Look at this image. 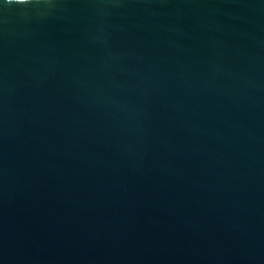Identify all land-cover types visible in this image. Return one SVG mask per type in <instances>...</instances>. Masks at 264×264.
<instances>
[{"label": "water", "instance_id": "obj_1", "mask_svg": "<svg viewBox=\"0 0 264 264\" xmlns=\"http://www.w3.org/2000/svg\"><path fill=\"white\" fill-rule=\"evenodd\" d=\"M0 264H264V0H0Z\"/></svg>", "mask_w": 264, "mask_h": 264}]
</instances>
